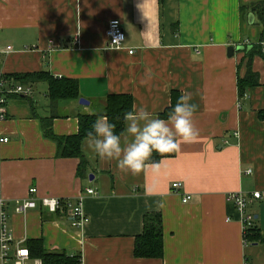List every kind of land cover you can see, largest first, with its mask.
I'll use <instances>...</instances> for the list:
<instances>
[{
    "label": "crops",
    "instance_id": "0c3cea01",
    "mask_svg": "<svg viewBox=\"0 0 264 264\" xmlns=\"http://www.w3.org/2000/svg\"><path fill=\"white\" fill-rule=\"evenodd\" d=\"M261 1L0 0V48L12 47L1 55L0 77L49 72L80 88V98L52 102L47 81L7 77L33 89L32 96L9 94L0 120V139L8 138L0 141V197L13 242L43 239L48 250L80 253L82 264H264V199L252 196L264 193V26L254 9ZM112 19L126 34L119 48L108 44ZM255 45L262 48L251 60L259 83L240 95L238 80ZM173 91L192 93L200 135L162 158L159 173L150 163L135 176L121 172L83 140L79 175L81 159L60 155L41 121L55 115L54 134L74 135L80 114L101 113L108 95L120 93L160 117ZM178 181L183 186L175 189ZM236 192L250 199L246 211L259 242H245L243 213L229 197ZM186 194L192 198L184 203ZM80 195L89 217L83 229L41 203ZM30 198L37 206L18 213L16 204ZM149 212L162 215L164 254L137 258L136 236Z\"/></svg>",
    "mask_w": 264,
    "mask_h": 264
},
{
    "label": "trees",
    "instance_id": "16d2710c",
    "mask_svg": "<svg viewBox=\"0 0 264 264\" xmlns=\"http://www.w3.org/2000/svg\"><path fill=\"white\" fill-rule=\"evenodd\" d=\"M164 1V0H160ZM254 9L258 10L260 14V20L264 26V0L255 4ZM262 52L260 45H255L252 50L249 51L248 69L243 77L238 80L240 95H243L245 89L248 86L257 85L258 75L251 69L252 56L255 53ZM12 76L16 80L22 82L44 80L49 84V97L52 102L63 99H78L80 98L79 83L76 79L61 77L56 78L49 72L39 73H23L8 75ZM7 78L6 76H4ZM181 94L178 91L172 92V103L160 114V118L167 119L170 108L175 105L178 97ZM134 107V99L131 94L120 93L110 94L107 97L106 105L101 113H82L79 115V129L74 135L57 136L53 132V119L55 115H51L49 118H41L42 125L46 136L54 139L58 144V153L64 157H78L80 158V164L78 173L82 175L86 166V160L82 152V142L86 139V133L91 129V125L100 116H106L108 120L115 124V131L117 134L121 133L124 129L123 114L127 111H131ZM259 116L264 121V109L259 111ZM175 152L167 154L153 153L152 160L160 161L162 158L171 157ZM160 212H149L144 216V226L141 234L136 236L134 255L137 258H160L164 254V232L163 221ZM245 242L254 243L262 240L261 233H259L255 226H251L246 229L244 234ZM25 246L29 248L33 258H40L43 264H82V255L68 254L65 251L48 250L44 246L43 239H29Z\"/></svg>",
    "mask_w": 264,
    "mask_h": 264
},
{
    "label": "clouds",
    "instance_id": "9594fccd",
    "mask_svg": "<svg viewBox=\"0 0 264 264\" xmlns=\"http://www.w3.org/2000/svg\"><path fill=\"white\" fill-rule=\"evenodd\" d=\"M196 109L190 92L178 97L167 119L143 106H134L123 114L124 129L119 134L115 124L100 116L86 133V149L101 160L116 161L118 170L133 176L145 171L149 163L152 171L159 173L161 163L151 159L154 152L160 155L176 152L180 142L192 143L199 137L193 119Z\"/></svg>",
    "mask_w": 264,
    "mask_h": 264
},
{
    "label": "built area",
    "instance_id": "2783aa9c",
    "mask_svg": "<svg viewBox=\"0 0 264 264\" xmlns=\"http://www.w3.org/2000/svg\"><path fill=\"white\" fill-rule=\"evenodd\" d=\"M108 44L112 47H121L126 39V34L122 26V22L119 19H112L108 23ZM264 46V45H263ZM12 47L0 48V58L3 53L10 51ZM264 49V48H263ZM133 49L130 53H133ZM11 93L24 94L27 96L33 95V89L31 86L14 83L11 79L0 77V120L5 119L7 97ZM0 141H8L7 137L1 138ZM183 183L178 181L173 183L175 189H180ZM89 194H98L93 188H88ZM31 194L37 193V188L33 187L30 189ZM253 198L264 199V193L260 190L252 193ZM230 199L234 200L238 209L243 213L242 225L243 233L245 234L246 229L254 226L255 218L252 214L247 213V205L250 199L242 192L231 193ZM192 196L186 194L183 196L182 201L187 203L191 200ZM84 196L80 195L76 202L62 201L55 197H42L41 203L44 207L51 211H64L71 219V225L76 229H83L88 221L89 217L85 213L83 206ZM37 202L34 198L26 199L16 204V211L18 213L25 212L30 208H35ZM9 215L6 208V202L0 197V264H43L40 258H33L29 248L25 246V243L20 241L14 243V237L12 232L8 228Z\"/></svg>",
    "mask_w": 264,
    "mask_h": 264
},
{
    "label": "water",
    "instance_id": "95a60500",
    "mask_svg": "<svg viewBox=\"0 0 264 264\" xmlns=\"http://www.w3.org/2000/svg\"><path fill=\"white\" fill-rule=\"evenodd\" d=\"M234 50H235V47H234L233 45L229 46L228 51H229V54H230V55H232V54L234 53ZM80 102H81L82 104H89V101H88L87 99H85V98H81V99H80ZM91 176H92V175H91Z\"/></svg>",
    "mask_w": 264,
    "mask_h": 264
},
{
    "label": "bare ground",
    "instance_id": "6f19581e",
    "mask_svg": "<svg viewBox=\"0 0 264 264\" xmlns=\"http://www.w3.org/2000/svg\"><path fill=\"white\" fill-rule=\"evenodd\" d=\"M65 216V215H64Z\"/></svg>",
    "mask_w": 264,
    "mask_h": 264
}]
</instances>
